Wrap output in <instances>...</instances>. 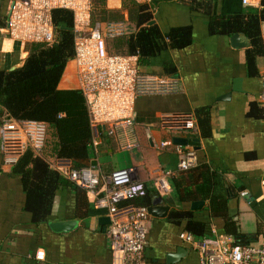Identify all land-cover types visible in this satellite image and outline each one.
<instances>
[{
    "label": "crops",
    "instance_id": "1",
    "mask_svg": "<svg viewBox=\"0 0 264 264\" xmlns=\"http://www.w3.org/2000/svg\"><path fill=\"white\" fill-rule=\"evenodd\" d=\"M7 3L0 0V69L21 65L27 55L25 43L3 30ZM246 4L260 6V0H204L197 9L188 0L153 3V19L163 31L191 27L189 44L166 48L142 71L175 77L177 89L138 96L132 130L125 127L112 135L102 134L93 146L90 166L103 173L133 166L142 186L152 189L153 198L161 197V205L167 206L162 214L148 215L142 250L146 264H200L196 248L179 236L180 231L188 230L189 218L202 222L206 235L226 233L234 242L258 244L264 236V200L260 196L264 53L256 57V73H249V40L244 46L232 45V33L212 31L208 15L238 11ZM106 6L118 8L121 0H106ZM123 13L131 30L127 11ZM261 33L264 40V20ZM169 59L173 74L162 66ZM68 62L74 65L73 74L70 69L68 81L70 67L66 64L59 87L78 86L74 61ZM197 108L206 110L205 134L198 125L189 130L167 126L163 120L180 113H189L196 120ZM129 140L136 144L125 147L120 143ZM180 151H192V165L178 166ZM49 159L56 168L69 161ZM164 172L170 186L165 192L153 181ZM242 190L246 193L241 194ZM24 201L20 176L12 171V163L5 162L0 138V264H115L107 231L109 218L105 208L94 205L92 192L72 182L63 184L55 192L46 221H33ZM69 220L73 224L61 230L48 223ZM37 250L43 251V258L36 257Z\"/></svg>",
    "mask_w": 264,
    "mask_h": 264
},
{
    "label": "built area",
    "instance_id": "2",
    "mask_svg": "<svg viewBox=\"0 0 264 264\" xmlns=\"http://www.w3.org/2000/svg\"><path fill=\"white\" fill-rule=\"evenodd\" d=\"M92 7L91 0H8L3 30L23 44L52 42L55 37L52 10L66 8L72 11L75 35L71 60L78 75L77 88L85 98L92 143L96 145L102 134L112 135L125 127L132 130L134 102L138 96L174 91L178 83L175 77L142 72L137 53L112 51L108 40L125 34L127 23L124 19H108L92 24ZM163 120L170 127L197 128L196 120L189 113L166 115ZM45 131L43 121L16 119L3 114L0 138L5 162H15L26 148L38 153L43 147ZM120 143L125 147L136 144L134 140ZM61 163L57 168L70 181L92 192L96 207L105 208L115 264H146L142 250L147 233V206L120 203L143 192L135 168L126 166L103 173L90 165L73 167L69 161ZM192 163V151H180L178 166L186 168ZM153 181L163 192L170 188L165 172L157 174ZM260 187V196L264 200V177L260 179ZM245 193V190L241 191V194ZM179 236L196 248L200 264H264V236L258 244L234 242L226 233L197 237L191 231L182 230ZM41 252L37 250L36 257L39 258Z\"/></svg>",
    "mask_w": 264,
    "mask_h": 264
},
{
    "label": "trees",
    "instance_id": "3",
    "mask_svg": "<svg viewBox=\"0 0 264 264\" xmlns=\"http://www.w3.org/2000/svg\"><path fill=\"white\" fill-rule=\"evenodd\" d=\"M91 23L108 19H124L127 11L129 28L121 36L108 40L112 51L137 53L141 71L152 63L168 47H184L191 41L189 25L174 26L163 31L154 18L153 3L160 0H121V6L110 8L106 0H91ZM204 0H191L197 9ZM208 13V12H207ZM209 27L214 32L239 31L249 40L246 47L247 69L256 73V57L264 53L261 22L264 20V0L260 6L244 5L234 12L208 13ZM0 15V24H2ZM72 11L54 8L52 21L55 37L52 42H26L27 55L21 65L12 69H0V123L3 114L16 119H31L46 123L42 149L36 153L26 148L12 163V171L20 176L25 192V209L31 212L33 221H46L56 190L70 184L65 174L52 165L49 157L68 159L71 166L82 167L90 163L93 152L92 129L85 98L77 87H59L63 70L74 53V29ZM131 26V27H130ZM162 66L175 73L170 59ZM206 110H195L196 121L202 134L208 123ZM50 136V138H49ZM75 184L74 182H72ZM153 190L143 187L142 193L122 200L148 206L153 199ZM172 213H175L172 211ZM186 228L195 236H204L202 222L189 218Z\"/></svg>",
    "mask_w": 264,
    "mask_h": 264
},
{
    "label": "water",
    "instance_id": "4",
    "mask_svg": "<svg viewBox=\"0 0 264 264\" xmlns=\"http://www.w3.org/2000/svg\"><path fill=\"white\" fill-rule=\"evenodd\" d=\"M149 22L150 23L154 22V19H151ZM230 40H231L232 45H234V46H244V45L248 44V39L244 35H241L237 31L233 32L230 35ZM14 67H16V65H12L10 67V69H12ZM160 201H161V197H159V196L153 198L152 203L147 206V209H148L150 214H153V215L162 214V211L167 208L166 205L165 206L161 205ZM48 223L52 227V229L61 230V229H66V228L70 227V225L73 224V221L72 220H69V221H49Z\"/></svg>",
    "mask_w": 264,
    "mask_h": 264
},
{
    "label": "rangeland",
    "instance_id": "5",
    "mask_svg": "<svg viewBox=\"0 0 264 264\" xmlns=\"http://www.w3.org/2000/svg\"><path fill=\"white\" fill-rule=\"evenodd\" d=\"M188 2H191V0H188ZM197 6H200V5H197ZM71 62H68L67 63V66H66V68L69 66V64H70ZM70 68H68V70H67V73H69V78H67V80L69 81L70 80V76L73 74V67H74V65H71V66H69ZM72 70V74H71V70ZM49 138H50V136H49Z\"/></svg>",
    "mask_w": 264,
    "mask_h": 264
},
{
    "label": "clouds",
    "instance_id": "6",
    "mask_svg": "<svg viewBox=\"0 0 264 264\" xmlns=\"http://www.w3.org/2000/svg\"><path fill=\"white\" fill-rule=\"evenodd\" d=\"M39 258H43V252L39 253Z\"/></svg>",
    "mask_w": 264,
    "mask_h": 264
}]
</instances>
